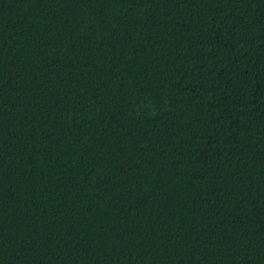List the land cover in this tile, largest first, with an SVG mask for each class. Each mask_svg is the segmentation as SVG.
Wrapping results in <instances>:
<instances>
[{"label":"trees","instance_id":"trees-1","mask_svg":"<svg viewBox=\"0 0 264 264\" xmlns=\"http://www.w3.org/2000/svg\"><path fill=\"white\" fill-rule=\"evenodd\" d=\"M0 264H264V0H0Z\"/></svg>","mask_w":264,"mask_h":264}]
</instances>
